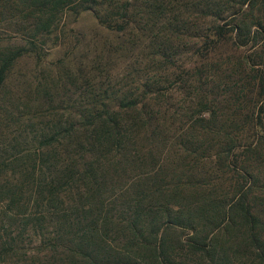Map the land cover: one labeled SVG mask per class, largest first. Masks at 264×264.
<instances>
[{
	"label": "trees",
	"instance_id": "16d2710c",
	"mask_svg": "<svg viewBox=\"0 0 264 264\" xmlns=\"http://www.w3.org/2000/svg\"><path fill=\"white\" fill-rule=\"evenodd\" d=\"M23 3L32 17L23 25L0 10V31L23 40L0 41V144L8 150L0 157V264H178L176 250L186 246L163 225L197 231V218L214 239L186 245L209 264H264V0ZM86 11L113 36L95 42L94 58H73L71 71L60 57L56 79L42 77L35 90L21 79L8 84L23 56L64 48L67 19ZM121 57L136 58L124 74ZM66 68L73 85L87 84L76 101L64 97ZM173 90L182 102L177 126L155 111ZM194 155L202 164L214 158V172L198 169ZM119 164L129 178H118ZM191 171L204 177L190 184ZM141 177L159 183L134 195L128 187Z\"/></svg>",
	"mask_w": 264,
	"mask_h": 264
},
{
	"label": "rangeland",
	"instance_id": "374dc122",
	"mask_svg": "<svg viewBox=\"0 0 264 264\" xmlns=\"http://www.w3.org/2000/svg\"><path fill=\"white\" fill-rule=\"evenodd\" d=\"M23 2L24 0H0V10L5 9V8L8 9L6 13L9 15H15V19H16L15 21H18L20 25H23L24 22L27 23V21H29L28 19L31 20L32 18L31 16H29V13L25 12V3ZM66 28L72 29V32H70V36H68L67 38L68 44L64 48L56 47V48L47 50V48L42 47V50L40 49L39 53L40 55H43L44 59H41V58L38 59V58H33V57L27 58L23 56L20 59V63L17 65V67L14 68L13 74L10 77L12 79L8 80V84H12L14 79L15 80L21 79L26 82V86L28 90H35L36 84L41 83L40 79L42 77L47 76V80L49 81L51 80L52 82L56 79L55 65L59 64L60 57L65 59V64L67 65L68 69L72 71L73 65L71 62L76 61L73 58H76L78 60L85 59L87 58V54H88V58H92V57L94 58V55H92L94 51L93 45L95 44V42L99 41V38L110 37L113 40V36H111L110 32L107 30H103L98 25L92 13L89 11L82 12L78 16H69V18L67 19ZM13 29H16V28H13ZM7 30L6 32L0 31V41L2 45L12 46L15 44L18 45V44L23 43V40H20V38L18 39L10 38L9 36L11 35V33L7 32ZM77 32H80L82 37L77 36L76 34ZM95 50H96L95 55H97L99 51L98 49H95ZM45 60H47L48 63H45ZM121 61H122L121 65L123 67L119 70V73L121 74H124L126 72V69L124 68V66H128L127 70H130V68H133L136 65V58L134 57H128L127 59H122L121 57ZM86 70H88V68H86ZM66 71L70 74V81L72 82H67V84L64 85L63 87V91L65 93L64 97H66V99H68L69 97L70 101H76L79 97L80 91L87 84H85L84 81L82 80L79 84L73 85V82H74L73 76L71 75L70 71L67 70V68H66ZM99 76H100V73L98 72L94 84H96L97 81L99 80ZM178 94H179L178 90H173L172 92H169L168 96L170 95V97L166 101V105H165L166 109L157 108L155 110V111H159L160 109L159 113L161 115H165V119L169 121V124L175 123V126H177L178 123L180 122L179 120L180 116L178 115V113H180L182 109L181 108L182 102H178V98H179ZM42 96L44 98L46 97V94L42 92ZM40 99L42 98H39L38 100ZM46 103L47 101L44 98L43 104H46ZM44 113H46V115L49 114L48 112H44ZM6 116L7 115H4V118L0 119V122L5 121L4 119H6ZM16 126L18 127V125ZM1 130L3 129L0 128V134H3L5 131H1ZM179 135L180 134L178 133V130H176L171 134V137L174 141H177L179 139ZM198 135L199 134L197 133H193V134H188L187 137L189 139H194L198 137ZM211 136L212 135L210 136L207 135V136H202L201 138L202 140H206ZM73 138L79 139V136L75 135L73 136ZM18 141H21L24 144H26L23 136L20 139H18ZM0 143H7V141H5L4 138L0 137ZM6 145L7 144H0V157H3L5 153L8 152V150L4 149ZM25 146H28V145L26 144ZM65 150L69 152H73L74 149L71 146H67L65 147ZM103 157H109V156L104 155ZM200 157L201 156L194 155L193 161L196 164L198 163L197 164L198 169L208 172L211 175L212 172H214L213 170L214 158H212L209 162L206 161L204 164H202L201 162H199L201 160ZM86 158L88 159L89 157L87 156ZM105 163H108V162H105ZM8 165L9 164H7L6 166ZM6 166L4 165V168L7 169ZM164 167L165 166H163V168ZM115 169L117 172L121 173L122 175V176H119L118 178L120 179L129 178L128 175L122 174L124 170L128 171L127 166L123 164H119V166L116 167ZM9 171H10L9 169L4 170L2 179H5V180L8 179ZM194 175L198 177H204L203 175L197 172L191 171L190 175L187 178L191 180L190 184H193L196 181V178ZM106 178L108 181H110L111 178H114V177L111 173H107ZM227 178H230V177L228 176ZM151 183L157 184L159 182H157V180H153L152 178L148 180H146V178L144 177L137 178L130 182L128 189L131 190V192L135 195L136 192L146 191L148 187H151L149 185ZM224 186L226 188V191L228 192H230L231 189L233 188V185H231V182L229 181L224 182ZM160 194L163 200H161V202L159 203L163 204L164 200H166V192H161ZM158 200L160 199L158 198ZM185 201L186 200H184V203ZM124 207H127V205H124ZM162 217L163 219H165L163 215ZM194 223L196 224L195 226L198 227L197 231L189 230L190 228L189 229L188 228L173 229L172 226H170L171 228H168L169 225L167 226L163 225V228L165 229L166 234H168L169 238L173 240L182 241L180 245L176 244L177 247L186 246V248H184L183 250L181 249L176 250V256L178 258L174 262H177L178 264H209L210 263L208 258H206L207 255L204 251L199 250L197 248H188V246L186 245V240L187 241L191 240L190 237L199 238V239L208 240V241L210 239L212 240L214 239V235L211 234V225L208 222H206L205 219L199 220L197 218L196 221H194ZM175 237H178V238H175ZM218 241L220 243L222 241H225V236L221 235ZM196 242H198V240L197 241L191 240V243H196Z\"/></svg>",
	"mask_w": 264,
	"mask_h": 264
}]
</instances>
